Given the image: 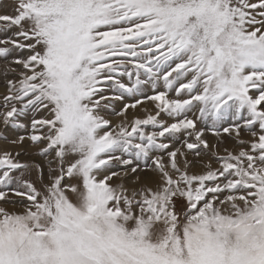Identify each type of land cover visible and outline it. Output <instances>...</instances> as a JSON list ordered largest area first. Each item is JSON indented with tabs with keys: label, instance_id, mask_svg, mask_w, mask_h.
<instances>
[{
	"label": "snow or ice",
	"instance_id": "obj_1",
	"mask_svg": "<svg viewBox=\"0 0 264 264\" xmlns=\"http://www.w3.org/2000/svg\"><path fill=\"white\" fill-rule=\"evenodd\" d=\"M0 8V264H264V0Z\"/></svg>",
	"mask_w": 264,
	"mask_h": 264
},
{
	"label": "rangeland",
	"instance_id": "obj_2",
	"mask_svg": "<svg viewBox=\"0 0 264 264\" xmlns=\"http://www.w3.org/2000/svg\"><path fill=\"white\" fill-rule=\"evenodd\" d=\"M7 11L6 8H0V13ZM3 91V87L2 85H0V92ZM0 147H6V145H4V143L2 141H0ZM22 159H27V157H22Z\"/></svg>",
	"mask_w": 264,
	"mask_h": 264
}]
</instances>
